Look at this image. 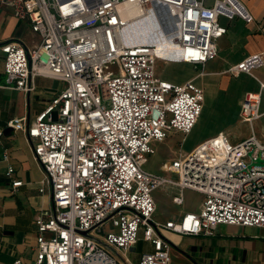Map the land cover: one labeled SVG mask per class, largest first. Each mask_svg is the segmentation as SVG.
I'll list each match as a JSON object with an SVG mask.
<instances>
[{
  "label": "built area",
  "instance_id": "obj_1",
  "mask_svg": "<svg viewBox=\"0 0 264 264\" xmlns=\"http://www.w3.org/2000/svg\"><path fill=\"white\" fill-rule=\"evenodd\" d=\"M26 20L38 44L0 45L2 87L28 92L34 76L63 83L34 120H9L21 131L42 171L39 192L48 208L33 220L35 258L11 264H123L138 230L149 243L136 264H169L164 231L212 234L218 224L264 228V142L251 133L230 143L218 133L164 167L176 180L142 168L152 141L183 135L195 125L203 92L193 79L159 77L155 61L201 67L216 55L225 33L219 17L249 21L236 0H0ZM165 43L157 54L155 43ZM264 53L247 55L225 71L252 75ZM202 73L201 69L196 75ZM261 86V85H260ZM258 92H247L238 118L259 116ZM1 135V130H0ZM7 152L1 160L6 162ZM12 168L7 166L9 176ZM21 184L11 180V188ZM169 184L202 194L198 212L176 221L151 219V192Z\"/></svg>",
  "mask_w": 264,
  "mask_h": 264
},
{
  "label": "crops",
  "instance_id": "obj_2",
  "mask_svg": "<svg viewBox=\"0 0 264 264\" xmlns=\"http://www.w3.org/2000/svg\"><path fill=\"white\" fill-rule=\"evenodd\" d=\"M236 1L251 19L246 22L236 16L231 20L219 17L226 30L216 40L213 59L201 67L174 62L185 66L188 70L185 80L193 79L203 92L202 107L205 102L209 106L205 114L200 111L189 131H194L195 138L188 150L162 161L159 172L155 174L176 180V173L164 165L218 133L230 143H238L251 133L258 141L264 142V63L253 70L252 75L225 71L247 55L264 53V0ZM12 39L20 41L26 49L35 47L39 40L26 20L17 19L9 8L0 5V45ZM2 62L3 53L0 51V85L3 83ZM200 69L202 73L196 75ZM62 86V82L42 76L33 77L32 89L28 92L0 86V264H11L15 259L23 263L34 260L33 220L49 206L47 189L44 187L43 192L38 190L43 174L31 155L24 134L6 123L15 118H23L25 123L32 122ZM247 92L259 94V116L250 124L238 118L240 102ZM168 135L162 141L150 143L153 152L155 144L164 143ZM3 150L8 155L6 162L1 160ZM7 166L12 168L9 176L5 174ZM11 180H18L21 184L13 189ZM177 193L178 188L169 184L152 190L154 210L160 208V215L155 220L151 215L152 220L159 223L176 221L184 212L199 211L203 198L201 193L183 188L180 190L182 202L176 205L171 199ZM163 235L170 246L169 264H264V228L261 227L218 224L210 235H184L169 231H164ZM149 250V243L138 237L123 254V264H136L139 255Z\"/></svg>",
  "mask_w": 264,
  "mask_h": 264
},
{
  "label": "rangeland",
  "instance_id": "obj_3",
  "mask_svg": "<svg viewBox=\"0 0 264 264\" xmlns=\"http://www.w3.org/2000/svg\"><path fill=\"white\" fill-rule=\"evenodd\" d=\"M154 70L157 75L162 77H167L170 80L179 83L185 80L188 76V70L184 65L179 63H166L162 61H155ZM208 102H205L202 107V113H206L208 109ZM195 138L194 131L183 135L178 132L171 133L166 138V141L161 144H155L154 152L146 156V162L143 164V169L151 172L158 173L159 165L162 161L170 160L173 157H176L178 152L187 151L188 147L191 145ZM160 215V208L154 210L152 214V219H156ZM141 236L140 230H138L137 238Z\"/></svg>",
  "mask_w": 264,
  "mask_h": 264
},
{
  "label": "bare ground",
  "instance_id": "obj_4",
  "mask_svg": "<svg viewBox=\"0 0 264 264\" xmlns=\"http://www.w3.org/2000/svg\"><path fill=\"white\" fill-rule=\"evenodd\" d=\"M155 46L157 54L163 55L165 53V43L163 41H157Z\"/></svg>",
  "mask_w": 264,
  "mask_h": 264
},
{
  "label": "water",
  "instance_id": "obj_5",
  "mask_svg": "<svg viewBox=\"0 0 264 264\" xmlns=\"http://www.w3.org/2000/svg\"><path fill=\"white\" fill-rule=\"evenodd\" d=\"M254 163L255 164H258V163H263L264 164V161H262L258 157H256Z\"/></svg>",
  "mask_w": 264,
  "mask_h": 264
}]
</instances>
